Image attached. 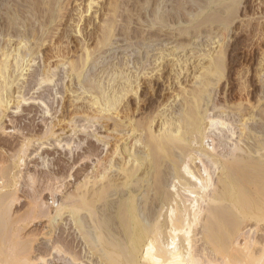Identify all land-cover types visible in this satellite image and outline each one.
<instances>
[{
    "label": "bare ground",
    "instance_id": "6f19581e",
    "mask_svg": "<svg viewBox=\"0 0 264 264\" xmlns=\"http://www.w3.org/2000/svg\"><path fill=\"white\" fill-rule=\"evenodd\" d=\"M88 1L89 8L100 2ZM237 1L230 0L224 4L225 12L230 13L227 22L236 17L233 6ZM110 25L104 20L100 26L101 31H98L99 34L103 33L105 42L110 37ZM221 43V40L216 42L217 52L215 49L202 52V49L197 47V51L192 48L188 55V51H176L183 46L178 45L175 50H164L160 53V56L156 57L158 65L154 67L158 69H153V72H158L154 83H151L152 89L160 93L168 90L171 94L166 102H158L155 106L153 104L150 109L144 111L139 108L138 111H141L136 118L131 114L126 97L130 93L140 95L139 90L145 89L141 86V76L138 72L125 76L122 70L118 71L117 73L122 71L121 75L117 74L118 77L124 79L120 81L121 78L119 80L117 77L120 82L115 91L113 88V93H109L108 89V92L105 89L95 92L91 87L85 88L86 85H81L83 90L79 93H76L75 89H69L76 93L77 99H89V107L94 112L93 119L112 120L107 130L112 129L114 133L111 138L104 139L109 144V147H106L109 152L106 151L108 154L103 155L97 165L94 163L96 168L88 171L92 174L75 183L73 187L55 189L54 185L50 187L48 184L45 189L49 191L47 190L45 195L51 191L52 202L42 196L45 189L37 190V186H32L34 189L29 195L41 197V200L31 203L29 201L30 207L28 206L26 213L21 216H15L11 212L15 202L20 200L19 184L23 177L21 167L24 166L22 164L26 155L30 157L34 151L39 152L44 142L41 141V147L36 150L32 146L34 150L27 154L29 146L35 141L32 136L16 142L2 136L4 133L1 132L0 264H48L47 256L53 257V260H62L59 264H264V90L247 92L246 104L230 99L234 102L223 105L218 103L219 107L214 105L216 109L224 108L223 111L229 108L237 113V118L234 115H212L209 112L208 88L210 90L214 81L220 79L219 76L226 66V45L224 41L223 46ZM20 44L25 49L28 43L24 44L22 41ZM20 44L18 46H21ZM87 47H84V52L81 53L84 57L81 56L79 63L72 58H61L60 61L70 66V74L81 84L83 70L89 64L92 54V50ZM17 49H0L2 131L6 130L3 126L4 117L12 107L18 109L22 104L36 103L38 98L26 97L22 93L23 84L28 85H25L24 81L27 76L25 70L32 62L33 51L28 53L21 51L22 48ZM257 65L258 74L263 81L264 51L261 52ZM182 72L184 80L180 78ZM47 74L40 78L42 83L43 80L50 81L51 74ZM142 93L147 96L146 92ZM148 103L154 102L149 100ZM69 120L72 118L68 121H56L68 127ZM53 124L49 125L47 132L45 131L47 134H58L54 128L56 124ZM225 138L229 144L225 142ZM57 139L60 140V137ZM61 143L59 141L58 145ZM88 148L89 152L94 154L98 151L93 144ZM66 169V165L61 163L58 172H65ZM50 176L52 181L56 179L55 174ZM63 186H67L66 183ZM67 215L70 216L66 217ZM40 218L48 220L49 228L44 227L43 231H35L31 235L22 233L30 223L38 222ZM66 218L70 221L69 224L78 229L76 232L81 233L79 237H82L80 241H84V252H78L70 239L55 237L56 229L59 228L57 224L61 223L60 220L65 222ZM39 234L49 239L50 243L44 246L49 254H32L31 242L34 236Z\"/></svg>",
    "mask_w": 264,
    "mask_h": 264
},
{
    "label": "rangeland",
    "instance_id": "374dc122",
    "mask_svg": "<svg viewBox=\"0 0 264 264\" xmlns=\"http://www.w3.org/2000/svg\"><path fill=\"white\" fill-rule=\"evenodd\" d=\"M228 1L230 0H100V2H96L92 6L93 8H89V6H87L89 3L88 0H0V49L10 48V50L15 49L16 51L17 47L18 49L21 47L22 50L21 48L19 50L23 52L32 53L33 51V54H31L32 62L27 67V70H25V72L27 71V76H25L24 81L25 85L26 83L28 85L24 86L23 84L22 93L26 97H38L36 103L22 104L18 109L14 108L15 106L12 107L5 115V121L3 120V126L7 131L0 130V134L3 132L4 134H2V136L15 140L16 142L23 141L27 136H32L35 141L29 146L27 154L33 151L34 148L36 150V148L40 146L41 141L45 144L42 145L43 148H41L39 152L38 150L34 151L33 155H29L30 157L26 155L24 161L27 162L25 163L23 161L24 164L22 165L24 166L21 167L23 171V175H21L23 177H21L22 182L20 181L19 184L20 191L18 195L20 200L15 202L11 212L15 216H21L26 213L32 201L41 200V197L35 195H32V197L29 195L35 186H37V190H43L49 185L50 187L54 185L53 187H55V189L57 187L59 189L65 187L68 189V186L69 188H71V186L73 187L79 181L83 180L84 177L92 174V172L89 173L90 169L92 171L100 158L102 159V157L108 154L106 151L109 152V148L106 147H109V144H107L105 140L111 138V134L114 133L112 129L109 131L107 130L112 120L106 118L105 120L102 118L101 120L99 118L93 119L92 115L94 112L92 108L89 107V99L82 97L77 99L76 97V93L83 90L81 85H86L85 88L87 87L88 89L91 87L95 92H102V90L105 89L107 92L109 90V93H113V88L115 91L119 82L124 79L118 77L119 73L121 75L123 71L125 76L126 74L132 75L134 73H140L141 86L146 90L144 89L143 91L140 89L139 96L130 93L129 96L126 97V99L129 100L128 103L133 112H131V114L135 116L134 118H136V115L141 111H138L139 108L144 111L150 109L153 104L155 106L158 102H166L168 100L171 94L168 90L164 91V93L154 92L151 84L154 83L156 73L158 72H153L158 69H154L158 61H156V57H159L160 53L164 50H175L177 49L176 46L183 45L182 48L185 47L183 48L184 50L179 48L180 50L178 49L176 51L182 50L181 52L183 53L188 51L189 53L187 54L189 55L191 50L195 49L197 51V47H199L202 49V52L208 49H210L209 51L215 49L217 52L218 47H216V45L218 43L216 44V42L221 40L222 46L224 44L226 45L224 46V50L227 51L226 66L223 69L224 73L222 72V74H220L221 76H219L220 79L214 81L211 87L209 86L210 90L208 88L209 112L212 115H229L230 117L234 115V117L237 118V113L231 111L229 108L223 111L224 108L216 109L214 105L219 107L221 103L223 105L224 103H233L234 101H242L246 104L248 103L247 92H260L261 89L264 90V78L263 81L260 79L257 70L258 59L261 52L264 51V0H259L261 3L258 0H238V3L234 2L235 5L233 7H235L236 17L231 19L232 22H227L230 13L228 11L225 12L226 7H224V4H227ZM104 20H106L109 25L111 24V33L107 42L102 38L103 33L100 32V35L98 32ZM97 40L99 41L97 42ZM22 41L24 44L28 43L25 49L22 47L23 45L20 44ZM24 41H26V43ZM213 41L216 42L212 43ZM82 43L83 45H80ZM18 44L21 46H18ZM100 44H102L101 48ZM31 46L36 47H33L32 50ZM85 46H88L87 48L92 50V54L88 62L89 64H87L83 70V83L81 84L70 74V66L60 61L61 58H72V60L75 59V61L79 63L78 61H80L81 56L84 57V54L81 53L84 52ZM120 70L122 71L117 73ZM192 70L190 69V71ZM144 71L145 73H143ZM146 71L149 72L146 73ZM193 71H195V69ZM44 72L46 75L50 73L51 79L50 81L46 80V82L43 80L42 83L41 79L46 76ZM117 77L119 80L121 78L119 82ZM180 78L184 80L183 72ZM66 87L68 89H66ZM26 88L27 91H25ZM69 89H75L77 91L76 93H72ZM142 92H146L147 94L145 95L147 96H144ZM140 96H142L141 99H144L141 100ZM227 98L234 101H227ZM149 100L154 103L149 104ZM137 105L138 108H136ZM70 118H72V120H69L70 126L68 125L67 127V125L59 124L60 120L68 121ZM57 119L59 121H56ZM72 122L75 124H71ZM51 124H53V126L56 124L57 127L55 126L54 128L58 132V134L56 133L57 135L46 133L50 129L49 125ZM62 127L65 129H62ZM58 135L60 140L57 139L59 138ZM105 135H107V138H105ZM53 137L55 139H53ZM71 137L72 139H70ZM37 138L38 140H36ZM225 139V142L229 144L227 138ZM69 140L71 141L69 142ZM59 141L60 143L62 142L59 144L61 146L58 145ZM45 142L54 145L52 146L50 144L48 146ZM64 143H71L72 145H65ZM91 144L96 145L98 150L96 154L89 152L88 147ZM10 152L13 153L12 150H10ZM8 163H10V160H8ZM61 163L67 167L65 172H58V167L61 166ZM85 165L87 166L85 167ZM41 173L44 174L42 175ZM48 174H55L54 177H56V179L52 181L51 176ZM30 175H33V180ZM62 182L63 185L66 183L67 186H63ZM47 190L45 189L42 196H45L48 202H52L53 194L50 191L49 193L52 196L49 193L45 195ZM14 210L19 213H16ZM69 216L70 215H67L66 217ZM60 221L58 222L62 225L57 224L59 228L56 229L55 233L57 234L55 237L67 238V240L70 239L73 241L75 249L78 252H84L85 244L83 239L80 241L82 237H79L81 234L80 232H76L78 229H75V226L69 224L70 221H67V218L65 222H63L64 220ZM38 222L34 221L30 223V225L24 229L25 231L22 230V233L31 235L35 233V231L36 233L43 231L44 227L45 229L49 228L47 227L49 222L48 220L46 221L45 218L38 219ZM48 243H50L49 239L43 237L42 234L34 236V240L31 242L33 248L32 254H47L48 252L45 250L44 246ZM47 259L48 264H54L56 261H59L58 264L62 262V260H57V258L53 260V257L49 256H47ZM41 264L47 263L42 262Z\"/></svg>",
    "mask_w": 264,
    "mask_h": 264
}]
</instances>
